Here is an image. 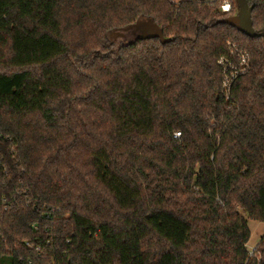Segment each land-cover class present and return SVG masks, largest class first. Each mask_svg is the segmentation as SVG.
<instances>
[{
    "label": "trees",
    "instance_id": "trees-1",
    "mask_svg": "<svg viewBox=\"0 0 264 264\" xmlns=\"http://www.w3.org/2000/svg\"><path fill=\"white\" fill-rule=\"evenodd\" d=\"M173 1L0 0L1 264H264V37Z\"/></svg>",
    "mask_w": 264,
    "mask_h": 264
},
{
    "label": "water",
    "instance_id": "water-1",
    "mask_svg": "<svg viewBox=\"0 0 264 264\" xmlns=\"http://www.w3.org/2000/svg\"><path fill=\"white\" fill-rule=\"evenodd\" d=\"M236 2L241 14L222 22L236 26L245 36L249 38L264 37V28L258 33L253 29L252 20L250 17L251 9L248 5V2L246 0H236ZM130 29L140 31L142 34L141 37L143 39H158L162 45H165L171 41V39L164 38L161 30L156 25H154L151 20L140 21L125 31ZM119 36L122 35L119 34Z\"/></svg>",
    "mask_w": 264,
    "mask_h": 264
},
{
    "label": "built area",
    "instance_id": "built-area-1",
    "mask_svg": "<svg viewBox=\"0 0 264 264\" xmlns=\"http://www.w3.org/2000/svg\"><path fill=\"white\" fill-rule=\"evenodd\" d=\"M170 1L171 3H175V1L173 0ZM235 1L236 0H222L220 3L221 13L228 15L232 11H235ZM229 48L230 55L232 58H235L237 60V64H235L228 58H222L219 61V64L223 67L224 78L222 86L226 95L228 94V90L233 80L237 77V75L244 73L248 63V57L245 52L239 51L234 45H231ZM174 138H179V134H175ZM255 248L252 250L247 249L250 258L256 257Z\"/></svg>",
    "mask_w": 264,
    "mask_h": 264
},
{
    "label": "rangeland",
    "instance_id": "rangeland-1",
    "mask_svg": "<svg viewBox=\"0 0 264 264\" xmlns=\"http://www.w3.org/2000/svg\"><path fill=\"white\" fill-rule=\"evenodd\" d=\"M222 0H216V5H220ZM240 10L237 7V3L235 1V13L233 15V17H236L238 15H240ZM111 39L114 42V49L120 45L121 41H120V37L119 34H111ZM234 44V43H233ZM236 45V44H234ZM237 47V45H236ZM246 225L250 231V240L248 242V244L246 245V248L249 250L254 249L257 244L259 243L260 239L264 236V224L260 223L258 221H254L248 218V216L246 214H242ZM1 264V263H0Z\"/></svg>",
    "mask_w": 264,
    "mask_h": 264
}]
</instances>
